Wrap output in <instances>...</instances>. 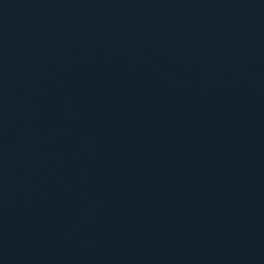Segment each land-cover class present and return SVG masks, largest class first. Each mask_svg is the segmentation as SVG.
Returning <instances> with one entry per match:
<instances>
[{"label":"water","instance_id":"water-1","mask_svg":"<svg viewBox=\"0 0 264 264\" xmlns=\"http://www.w3.org/2000/svg\"><path fill=\"white\" fill-rule=\"evenodd\" d=\"M0 264H264V0H0Z\"/></svg>","mask_w":264,"mask_h":264}]
</instances>
